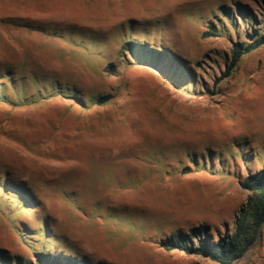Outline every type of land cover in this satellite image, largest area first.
I'll return each mask as SVG.
<instances>
[{
	"label": "rangeland",
	"instance_id": "rangeland-1",
	"mask_svg": "<svg viewBox=\"0 0 264 264\" xmlns=\"http://www.w3.org/2000/svg\"><path fill=\"white\" fill-rule=\"evenodd\" d=\"M235 5L252 29L264 25V0H0V73L33 99L58 87L110 97L0 103V186L27 185L35 200L27 210L0 195L1 249L24 260L26 242L92 263L216 264L158 243L201 223L231 230L249 196L237 179L264 167V46L225 77L232 44L245 40ZM210 24L215 35L203 37ZM143 37L196 65L194 86L123 52ZM233 264H264V225Z\"/></svg>",
	"mask_w": 264,
	"mask_h": 264
},
{
	"label": "trees",
	"instance_id": "trees-1",
	"mask_svg": "<svg viewBox=\"0 0 264 264\" xmlns=\"http://www.w3.org/2000/svg\"><path fill=\"white\" fill-rule=\"evenodd\" d=\"M221 12L226 18L231 19L227 13ZM235 12L244 25L245 40L232 44L230 67L227 68L225 77L231 74L230 71L234 70L242 56L264 46V25L260 29L254 30L250 27L253 19L244 10L238 9L237 5H235ZM16 26L33 32L45 33L42 28L27 25L26 23H16ZM214 35L215 27L210 24L207 30L204 31L203 37ZM144 38L142 43L125 41L122 46L123 52L126 51L133 57L137 56L135 60L152 68L175 87L182 90L192 88L196 83V65H192L168 47L163 48L161 45L156 48L148 47ZM31 80L37 83L35 77H32ZM18 82L23 83L22 80L14 77L13 73L8 70L0 73V103L14 102L11 104L19 107L62 96L65 99L74 100L80 106H89L91 104L102 106L110 98L107 94L95 95L86 101L77 93L74 87H58L57 90L48 95H45L43 91L37 92V97L33 99V97L26 94L23 84L21 89L17 88ZM7 87L12 90L16 97L15 101L11 100L8 93H6L7 90L5 88ZM237 183L241 190L247 192L249 196L244 207L235 216L231 230H229V227H224V232H221L214 225L202 223L196 226H186L185 230L170 233L160 239L159 247L166 252L179 251L187 255L205 258L216 264H233L241 258L246 250L256 242L260 229L264 225V167L239 177ZM0 193L1 196H11L22 207L21 209L29 210L34 207L35 200L27 185L18 184L13 187L4 180L0 186ZM39 230H42L43 237H45L47 232L45 221L42 222ZM212 234L213 238H217L216 241L211 238ZM18 235L23 236V239L27 237L24 233H19ZM23 245L31 250V256L28 259L24 260L19 255L11 254L8 249L0 248V264H109L92 263L86 258L79 259L66 253H53L47 246L42 244L38 245L37 248H31L26 242H23Z\"/></svg>",
	"mask_w": 264,
	"mask_h": 264
}]
</instances>
